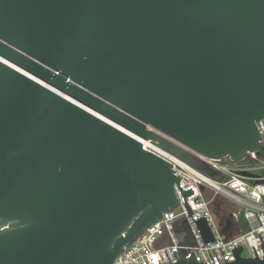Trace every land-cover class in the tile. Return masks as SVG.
Wrapping results in <instances>:
<instances>
[{
	"label": "water",
	"instance_id": "95a60500",
	"mask_svg": "<svg viewBox=\"0 0 264 264\" xmlns=\"http://www.w3.org/2000/svg\"><path fill=\"white\" fill-rule=\"evenodd\" d=\"M262 119L264 0H0V264H113L176 185L193 214L145 140L208 173L187 149L239 163Z\"/></svg>",
	"mask_w": 264,
	"mask_h": 264
},
{
	"label": "built area",
	"instance_id": "2783aa9c",
	"mask_svg": "<svg viewBox=\"0 0 264 264\" xmlns=\"http://www.w3.org/2000/svg\"><path fill=\"white\" fill-rule=\"evenodd\" d=\"M257 128L262 139L260 152H248V156L239 163L229 157L208 159L187 149L207 166L208 173L190 165L156 142L145 140L143 148L169 162L175 174L182 177L180 184L183 191L192 187L194 195L188 197L187 202L193 214L188 215L176 185L178 207L165 212L163 218L150 225L113 264H171L178 261L174 252L186 259H197L198 262L203 260L207 264H224L226 261H236L232 250L239 245L242 247V257H257L255 248L258 257L263 258L264 119L257 123ZM233 205L238 209L234 210ZM178 208L180 212H177ZM204 216L216 241L205 243L194 222ZM241 216L247 223L246 230L239 225ZM186 225L190 227L192 244L185 241ZM226 225H229V230L224 232Z\"/></svg>",
	"mask_w": 264,
	"mask_h": 264
},
{
	"label": "rangeland",
	"instance_id": "374dc122",
	"mask_svg": "<svg viewBox=\"0 0 264 264\" xmlns=\"http://www.w3.org/2000/svg\"><path fill=\"white\" fill-rule=\"evenodd\" d=\"M233 209H234V210H237L238 207L233 205ZM180 210H181V209L178 208V209H177V212H180ZM239 225H240V226H243V228H245V230L247 229V223H246V221L244 220L243 216H241V219H240V223H239Z\"/></svg>",
	"mask_w": 264,
	"mask_h": 264
}]
</instances>
